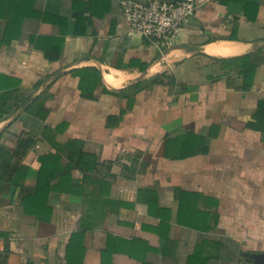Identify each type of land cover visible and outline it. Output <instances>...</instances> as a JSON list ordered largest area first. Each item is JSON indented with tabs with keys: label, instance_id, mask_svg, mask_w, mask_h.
Here are the masks:
<instances>
[{
	"label": "crops",
	"instance_id": "obj_1",
	"mask_svg": "<svg viewBox=\"0 0 264 264\" xmlns=\"http://www.w3.org/2000/svg\"><path fill=\"white\" fill-rule=\"evenodd\" d=\"M120 2L0 0V264H264V0Z\"/></svg>",
	"mask_w": 264,
	"mask_h": 264
},
{
	"label": "built area",
	"instance_id": "obj_2",
	"mask_svg": "<svg viewBox=\"0 0 264 264\" xmlns=\"http://www.w3.org/2000/svg\"><path fill=\"white\" fill-rule=\"evenodd\" d=\"M120 5L133 31L163 47L174 43L184 21L197 7L195 0H121Z\"/></svg>",
	"mask_w": 264,
	"mask_h": 264
},
{
	"label": "trees",
	"instance_id": "obj_3",
	"mask_svg": "<svg viewBox=\"0 0 264 264\" xmlns=\"http://www.w3.org/2000/svg\"><path fill=\"white\" fill-rule=\"evenodd\" d=\"M77 264H82V263L81 262H79V263L77 262Z\"/></svg>",
	"mask_w": 264,
	"mask_h": 264
}]
</instances>
